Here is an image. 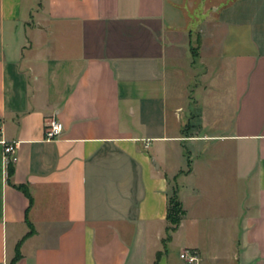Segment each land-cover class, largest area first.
<instances>
[{"label": "crops", "instance_id": "1", "mask_svg": "<svg viewBox=\"0 0 264 264\" xmlns=\"http://www.w3.org/2000/svg\"><path fill=\"white\" fill-rule=\"evenodd\" d=\"M0 128V264H264V0H0ZM205 140L229 143L239 209L194 182L178 142Z\"/></svg>", "mask_w": 264, "mask_h": 264}, {"label": "rangeland", "instance_id": "2", "mask_svg": "<svg viewBox=\"0 0 264 264\" xmlns=\"http://www.w3.org/2000/svg\"><path fill=\"white\" fill-rule=\"evenodd\" d=\"M194 62L195 73H189L186 77L187 84L185 89H187V99L188 107L185 110V115L192 116V107H194V100L203 97L207 93L201 91L200 89L208 82L209 78H198L197 74H202L205 70L201 66L200 62L192 58L190 62ZM215 66L213 69H216L220 62H212ZM194 74V75H193ZM201 85L199 87V84ZM209 100V97L206 98ZM202 102L206 106H209L205 99H202ZM196 111V109H195ZM182 133H186V128H183ZM194 133V132H192ZM180 152L184 155H190L192 160V168L195 171L194 182L195 184L201 185L205 190L206 197L211 198H232L233 206L237 202L238 209L246 200L247 190L245 182L236 178L233 160L231 153L229 155H223V151H230L229 143H224L220 141H179ZM168 148L166 150L168 162L170 168L173 170L184 169L186 166V160L183 156L177 155L175 150L171 148L172 143L166 145ZM170 193L175 188V183L172 178H170Z\"/></svg>", "mask_w": 264, "mask_h": 264}, {"label": "built area", "instance_id": "3", "mask_svg": "<svg viewBox=\"0 0 264 264\" xmlns=\"http://www.w3.org/2000/svg\"><path fill=\"white\" fill-rule=\"evenodd\" d=\"M1 130V128H0ZM63 131V126L58 121L51 122L45 129L44 136L46 141H54L58 139ZM3 146V160L5 164H12L15 162V151L16 144L14 142L8 143L1 141ZM180 259L187 263H194L197 261L198 257L194 252L183 251L179 255Z\"/></svg>", "mask_w": 264, "mask_h": 264}, {"label": "trees", "instance_id": "4", "mask_svg": "<svg viewBox=\"0 0 264 264\" xmlns=\"http://www.w3.org/2000/svg\"><path fill=\"white\" fill-rule=\"evenodd\" d=\"M19 189L22 190L26 194V196H28L27 191L24 188L20 187ZM184 215L185 211L182 208V205L176 193V189L174 188V190L171 191V193H169L168 195L166 214V221L168 223V227L166 230V237L163 240L164 244L170 240L171 234L177 229ZM14 262L15 260L11 264H14Z\"/></svg>", "mask_w": 264, "mask_h": 264}]
</instances>
